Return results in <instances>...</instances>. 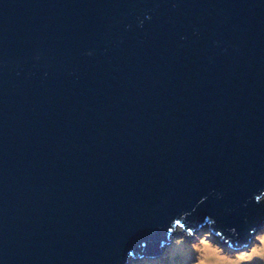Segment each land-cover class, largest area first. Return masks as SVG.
Listing matches in <instances>:
<instances>
[{
  "label": "water",
  "instance_id": "obj_1",
  "mask_svg": "<svg viewBox=\"0 0 264 264\" xmlns=\"http://www.w3.org/2000/svg\"><path fill=\"white\" fill-rule=\"evenodd\" d=\"M263 226L264 0H0V264Z\"/></svg>",
  "mask_w": 264,
  "mask_h": 264
},
{
  "label": "rangeland",
  "instance_id": "obj_2",
  "mask_svg": "<svg viewBox=\"0 0 264 264\" xmlns=\"http://www.w3.org/2000/svg\"><path fill=\"white\" fill-rule=\"evenodd\" d=\"M197 232L174 230L154 258H139L132 264H207L206 257L214 258V254L225 259L227 264H264V226L250 243L231 249L207 227Z\"/></svg>",
  "mask_w": 264,
  "mask_h": 264
},
{
  "label": "bare ground",
  "instance_id": "obj_3",
  "mask_svg": "<svg viewBox=\"0 0 264 264\" xmlns=\"http://www.w3.org/2000/svg\"><path fill=\"white\" fill-rule=\"evenodd\" d=\"M179 232L180 230H176ZM214 258L206 257V263L207 264H227V261L223 258H219L217 254H214Z\"/></svg>",
  "mask_w": 264,
  "mask_h": 264
},
{
  "label": "clouds",
  "instance_id": "obj_4",
  "mask_svg": "<svg viewBox=\"0 0 264 264\" xmlns=\"http://www.w3.org/2000/svg\"><path fill=\"white\" fill-rule=\"evenodd\" d=\"M199 233V232H198ZM210 233H211V231H210ZM197 234V233H196Z\"/></svg>",
  "mask_w": 264,
  "mask_h": 264
}]
</instances>
